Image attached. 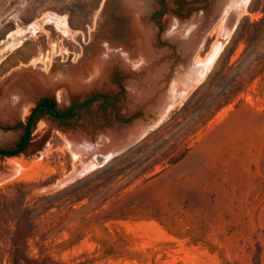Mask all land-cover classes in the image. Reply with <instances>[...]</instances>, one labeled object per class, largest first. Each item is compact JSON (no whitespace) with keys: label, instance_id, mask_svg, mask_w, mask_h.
Segmentation results:
<instances>
[{"label":"rangeland","instance_id":"1","mask_svg":"<svg viewBox=\"0 0 264 264\" xmlns=\"http://www.w3.org/2000/svg\"><path fill=\"white\" fill-rule=\"evenodd\" d=\"M206 1L217 16L187 49ZM150 2L0 0V79L33 70L0 91V148L20 145L43 98L61 112L118 91V76L125 87L119 121L113 107L102 118V98L67 127L41 113L25 151L0 155V264H264V0H184L185 17L165 0L178 57L127 78L154 32ZM132 127L136 139L100 160L93 142Z\"/></svg>","mask_w":264,"mask_h":264},{"label":"water","instance_id":"2","mask_svg":"<svg viewBox=\"0 0 264 264\" xmlns=\"http://www.w3.org/2000/svg\"><path fill=\"white\" fill-rule=\"evenodd\" d=\"M218 5L219 4H214L213 6L208 5V7L202 9V12L196 16V19L192 23L188 35L186 36L187 49L193 50V48L199 43L205 30L212 24V22L215 19V16H217L218 8H219ZM187 55L189 54H186V56ZM172 70L170 71L173 72ZM31 72H33V70L30 68L9 71L5 76H3L0 79V91H2L3 93L4 92L10 93L14 88L19 86L22 87L20 85V80L25 79V77ZM164 87L165 85L163 81H161L160 84H157L153 87L152 92L155 91L153 98L155 102H159ZM14 94L19 95L13 92V95ZM100 97L107 98L108 95L104 93H95L90 97H88L87 99H85L83 102L75 103L61 112L58 111V109L49 102H45V101L37 102L35 106L31 109V112L27 118L21 144L14 149L0 148V155L14 156L25 151L30 141L32 123L34 121L37 111L40 108H44L47 114L52 118L64 119L69 117L73 111L86 108L96 98H100ZM21 101H23V98L20 97L19 95V98L17 100H14L13 102L17 103ZM140 131H141L140 127H132L127 131L119 130L118 128H113L112 131L107 132L108 138L106 141H102L101 143L93 142L94 151L98 152L99 159L103 160L108 155L116 154L121 150H123L124 148H126L127 146H129V144H131L133 140L136 139L137 135H139Z\"/></svg>","mask_w":264,"mask_h":264},{"label":"flooded vegetation","instance_id":"3","mask_svg":"<svg viewBox=\"0 0 264 264\" xmlns=\"http://www.w3.org/2000/svg\"><path fill=\"white\" fill-rule=\"evenodd\" d=\"M174 1H176L179 4L178 7L175 10V13L177 14V16L178 17H185L186 14L182 11V9L184 8V5H185L184 0H174ZM159 2L161 3V8L156 9L155 11H153V13L150 16V20L153 23L152 30L154 31V32H152V34H153L152 37L151 36H150V38L146 37L145 36V34H146L145 31L140 35V40H139L140 48H139V51L138 52H141L142 53V56L145 55L146 57L144 59L142 58V60L138 61L139 68L133 69L131 67V68L127 69V75H125V77H127V78L130 77V76H132V75H135L134 74L135 71H142V70H144L145 69V66L147 65L146 63L148 61H150V62H154V61H158V60L161 61L162 58H165V57L166 58H172V59H174L173 60V63L170 65V67L172 68L173 65H174V61L178 57L177 53L175 52V48H176L175 45L174 44H171V42H169L167 40H164V38L162 36V32H163V30H162V28H163V22L159 19V15L163 11H165V9L167 8V5H166L165 0H159ZM208 5H209V2L206 1L203 5H199V6L202 7V9H204V8L208 7ZM190 11H191V9L188 10V13H190ZM154 28H156V29L154 30ZM164 47H168L171 50V52H169V53H163V52H161ZM121 79H122L121 76H118V77L115 78V83L117 84V86L119 88L118 91H115L113 93H104V94L108 95L107 98L100 97V98L103 99V103L100 106V109L102 111V118H104L105 112H107L106 111L107 108L113 107V109H114V112H113L114 119L116 121H119L121 119L118 116L117 108H116L115 104L113 103L114 100H116L118 97H121L124 94V92H125V87L121 84ZM96 99H98V98H96ZM40 101L49 102L50 104H52V105L55 106V104H53V101L51 99H49V98H43ZM41 113H47V112H46V110L44 108H40L37 111L34 120ZM72 113L74 114V112H72ZM73 114H71L69 117L64 118V119H57L59 121V123H60V126L67 127L68 124H67L66 121L68 120V118L72 117Z\"/></svg>","mask_w":264,"mask_h":264},{"label":"bare ground","instance_id":"4","mask_svg":"<svg viewBox=\"0 0 264 264\" xmlns=\"http://www.w3.org/2000/svg\"><path fill=\"white\" fill-rule=\"evenodd\" d=\"M150 1H151V0H144V2H146L145 5H146V6H149L150 3H151ZM231 5H233V4H229L228 7L230 8ZM227 9H228V8H227ZM226 11H228V10H226ZM64 24H65V22H63V25H64ZM191 24H192V23H191ZM66 25H67V24H65V27H66ZM148 47H149V46H148ZM153 54H154V53H153ZM179 78H180V77H179ZM181 79H182V78H181ZM192 79H193V78H192ZM190 81H191V80H190ZM192 83H193V82H192ZM193 85H194V84H193ZM193 85H192V86H193ZM192 86H191V87H192ZM192 88H193V87H192ZM170 93H171V92H170ZM172 93H173V89H172ZM18 96H19V95H18ZM13 97H17V95L14 94ZM171 101H172V100H171ZM166 106H167V105H166ZM172 106H173V105L170 103V104L168 105V109L171 108Z\"/></svg>","mask_w":264,"mask_h":264},{"label":"trees","instance_id":"5","mask_svg":"<svg viewBox=\"0 0 264 264\" xmlns=\"http://www.w3.org/2000/svg\"><path fill=\"white\" fill-rule=\"evenodd\" d=\"M53 104H54V102H53ZM74 112V111H73ZM73 114V113H72Z\"/></svg>","mask_w":264,"mask_h":264}]
</instances>
